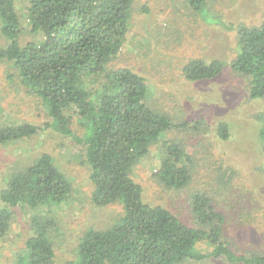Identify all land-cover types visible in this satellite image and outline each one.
Segmentation results:
<instances>
[{
  "label": "trees",
  "instance_id": "16d2710c",
  "mask_svg": "<svg viewBox=\"0 0 264 264\" xmlns=\"http://www.w3.org/2000/svg\"><path fill=\"white\" fill-rule=\"evenodd\" d=\"M186 1L204 21L213 22L216 12L208 3L212 0ZM133 4L134 0H27L25 13L19 15L14 0H0L4 39L0 62L10 61L19 83L39 98L51 119L50 128L82 143L91 203L121 206L113 224L86 229L77 240L75 258L59 263L55 221L42 210L69 199L72 187L52 156L43 152L23 169L9 172L0 187V241L7 240L13 208H19L28 213L29 233L19 242L13 264H197L210 257H223L231 264H264V251L244 249L237 254L225 240V216L214 209L211 191L205 188L211 184L191 195L194 223H185L164 204L150 203L144 184L135 179L137 164L158 146L154 182L170 194L185 189L195 162L200 161L196 153L201 149L211 156L206 136L211 128L204 117L181 119L187 109L177 95L183 90L176 98L170 92V100L165 96L162 100L164 94L148 98L143 74L111 64L124 43ZM147 11L142 6V12ZM178 16L186 21L184 15ZM236 32L238 50L230 67L244 79L251 101H264V14L258 25L239 24ZM30 36L34 37L29 40ZM208 60L185 62L180 68L183 77L188 81L217 77L222 61L217 55ZM169 84L163 89L175 87ZM247 113L245 109V117ZM72 119L83 129L81 134L72 132ZM256 121L264 153V106ZM234 123L237 120L218 119L212 129L216 138L231 139ZM39 129L27 122H0V145L30 137ZM201 135L206 137L202 145L195 141ZM221 167L219 182L238 176L233 167Z\"/></svg>",
  "mask_w": 264,
  "mask_h": 264
},
{
  "label": "rangeland",
  "instance_id": "374dc122",
  "mask_svg": "<svg viewBox=\"0 0 264 264\" xmlns=\"http://www.w3.org/2000/svg\"><path fill=\"white\" fill-rule=\"evenodd\" d=\"M14 3L19 15L25 13L27 0H14ZM208 3L216 12L212 23L204 21L186 0H134L124 43L111 64L130 67L143 74L148 79V98L164 94L162 100L164 96L170 100V92L176 98L175 94L183 90L185 95H177L187 109L182 112L181 119L204 117L210 124L206 136L211 142V156L201 153L200 149L195 155L200 161L195 162L187 187L171 194L156 184L152 175L159 166L158 146L152 147L150 155L137 164L133 174L144 184V196L150 203L164 204L185 223H194L189 210L191 195L202 192L204 185L211 184L205 188L211 191L214 209L225 216L224 238L230 247L237 254L244 249L264 251V153L259 147L261 140L256 121L264 101H251L244 79L230 67L238 50L237 25H258L264 14V0H212ZM144 5L147 12H142ZM178 14L184 15L186 21L179 20ZM35 38L41 39L37 34ZM2 42L4 39L0 36ZM215 55L223 63L217 77L197 81L183 77L180 68L185 62L192 58L209 61ZM170 82L175 87L163 89ZM234 107L238 108L237 114L233 113ZM244 108L248 117L244 115ZM177 109L171 108L172 111ZM227 118L237 120L238 126L232 124L231 139L219 140L212 129L218 119ZM72 120V132L81 134L83 129L78 121ZM50 121L39 98L19 83L12 63L0 62V122H27L42 127L30 137L0 145V187L5 184L9 172L23 169L39 154L46 152L52 156L72 187L69 199L42 210L54 218L57 228L54 239L58 238L54 241L55 252L62 263L75 258L77 240L86 229L107 228L120 216L121 206L118 203L104 206L91 203L92 185L88 168L82 162L84 147L72 136L50 128L47 124ZM162 137L166 139L167 135L163 133ZM205 140V135L195 137L200 145L206 143ZM220 166L221 169L233 167L238 176L219 182L217 170ZM0 208H3L1 201ZM13 211L7 240L0 241V264H13L20 249L19 242H23L29 233L28 213L19 208H13ZM197 264L231 263L223 257H210Z\"/></svg>",
  "mask_w": 264,
  "mask_h": 264
},
{
  "label": "clouds",
  "instance_id": "9594fccd",
  "mask_svg": "<svg viewBox=\"0 0 264 264\" xmlns=\"http://www.w3.org/2000/svg\"><path fill=\"white\" fill-rule=\"evenodd\" d=\"M20 140V139H19ZM16 141V140H15Z\"/></svg>",
  "mask_w": 264,
  "mask_h": 264
}]
</instances>
